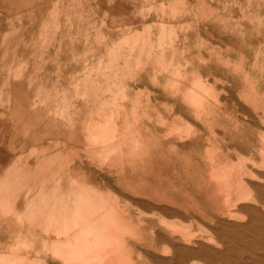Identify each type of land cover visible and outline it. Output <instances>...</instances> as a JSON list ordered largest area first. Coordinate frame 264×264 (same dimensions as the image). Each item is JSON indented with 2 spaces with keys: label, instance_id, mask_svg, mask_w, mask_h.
I'll use <instances>...</instances> for the list:
<instances>
[{
  "label": "rangeland",
  "instance_id": "1",
  "mask_svg": "<svg viewBox=\"0 0 264 264\" xmlns=\"http://www.w3.org/2000/svg\"><path fill=\"white\" fill-rule=\"evenodd\" d=\"M137 58L165 63L168 68L159 71L165 76L160 84L168 91L178 83L181 92L191 88L185 94L198 100L188 97L193 102L188 107L201 115L209 109V119L195 120L182 100L174 105L149 80L140 79L143 82L133 87L124 72L136 68ZM83 60L84 73L67 71ZM124 60L128 63L123 72ZM89 78L88 91L93 93L89 120L103 122L107 112L127 111L134 105L137 120L121 126L127 147L154 139L165 158L162 174L171 177L166 196L154 198L152 207H139L142 221L131 225L142 232L126 236L125 257L142 264H264V0H0L1 120L22 109L27 117L37 114L38 121L50 120L49 130L68 125L66 130H71L87 114L75 107V101ZM9 81L23 85L25 95L18 96L26 102L23 108L15 94H7ZM103 92L105 103L95 105L94 93ZM148 118L149 131L138 124ZM4 132L1 125L0 142ZM50 134L32 151L54 154L73 146L75 154L84 138V132ZM62 157L51 167L45 163L44 171L52 169L54 175L58 163L65 168ZM210 170H219L228 181L219 185ZM43 180L54 182L52 175H43ZM46 183L39 199V190L26 192L34 198L33 208L41 207L42 222L49 224L43 219L57 216L52 211L53 185ZM57 240L53 234V243ZM28 241L9 238L3 252L19 264L16 257L24 255Z\"/></svg>",
  "mask_w": 264,
  "mask_h": 264
},
{
  "label": "bare ground",
  "instance_id": "2",
  "mask_svg": "<svg viewBox=\"0 0 264 264\" xmlns=\"http://www.w3.org/2000/svg\"><path fill=\"white\" fill-rule=\"evenodd\" d=\"M199 18H200V16H199ZM137 59L135 60L136 68L131 69L127 73L124 72V68L126 67V64L128 63V61L127 60L122 61V64H123L122 70L125 73L124 74L125 78L131 77L130 79H132V82H133L132 83L133 85L132 84L131 85L133 87H137L139 85V83L142 81L140 79L146 80L147 83L150 82L154 86L156 85V86L161 87V89L164 90V91H162L163 95L165 97L171 99V101L174 102V105H176V103L179 101V99L182 100L184 102V106L187 108L189 114L192 115V117L195 120L196 119L200 120L201 119L200 116L205 117L206 120L209 119V109L204 110V113H203L204 116H203V114L201 115L199 111H196V110L192 109L191 107H188V102L190 100L189 98L192 96L189 97L185 93L186 92L188 93V90H190L191 88L190 89L187 88V91H185V93H184V89H183V92L180 91L181 84L178 83V85H177V83H176L177 86L168 91L166 86L160 84L159 80L161 81L162 79L165 78V76L161 75L159 71L162 69L164 70V69L168 68L165 63H164V65L163 64L159 65L161 63L160 61H157V62L155 61V63H154V60H150V59H147L145 61L140 60V58L138 60ZM82 64H83V62H82ZM81 67H82V65H81ZM171 67L174 68L173 66H171ZM172 68H171V70H172ZM74 71L75 70H73V72ZM174 71L175 70H173V72ZM177 71H178V69H177ZM177 71H175V72H177ZM165 72L169 73L168 70L164 71V73ZM83 73H84V71H83ZM172 73H171V75H172ZM195 73H193L192 75L194 76ZM159 75H161V76H159ZM168 75H170V74H168ZM148 80H149V82H148ZM190 80H191V83H192V81H194L193 79H190ZM146 81H145V84H147ZM188 82H190V81H188ZM195 83H193L194 86H191L192 84L190 86L195 87ZM122 86H124V85H121V88H122ZM193 90H196V88ZM193 90H191V91L194 92ZM196 91H197V93H200L199 89ZM196 91L194 94H196ZM201 92L203 93V91H201ZM191 93H190V95H191ZM200 94H199V96H200ZM90 95H93V93L89 94V101H90ZM105 96H106L105 92H103L101 95H97V93L96 94L94 93V100H93L94 104L98 105V106L103 105L105 103V100H106ZM196 97H198V95ZM201 98L202 97H199L200 100H201ZM127 99H128V97H127ZM192 99H193V97H192ZM212 99H213V97H212ZM128 100H132V99H128ZM147 100H148V98H147ZM193 100L197 101L198 98L197 99L195 98ZM152 101H153V98H151V102ZM148 102H150V101H148ZM201 102H202V100H201ZM125 103H127V102H125ZM128 103H130V102H128ZM189 103H191V102H189ZM199 103H200V101H199ZM191 104H193V102ZM206 104H207V102H206ZM124 105L125 104H123V107H124ZM199 105H201V104H199ZM197 106H198V103H197ZM91 107H93V106H91ZM133 107H135V106L134 105L130 106V110L127 109L128 112L126 110L125 111L121 110V112L117 111L116 113L109 111V113L107 112V115L104 118L105 120L100 117L101 119H103V122L87 120V123L84 122V125H83V123L80 124L79 134H80V132H84V138H83L82 144H81L82 146H81V148H78L80 150H75V152L76 151L77 152L75 154H73V152H74L73 147H66L65 150L58 151L55 154L56 156L54 158L56 160L60 159L62 157V155L64 154V156H63L64 159L66 156L67 160L69 161L67 163L70 164V162H71V165L73 163L74 164L72 165L73 169L71 167H68L69 166L68 165L67 168L64 169V171L59 172V174L55 173L54 175H52L53 179H54V182H52L53 184L52 183L50 184L48 182L49 185H56L52 188L53 189L55 188V190H58V191H56V193L58 194L59 198H56V199H58L57 201L53 200V210H52L53 215H55L57 217L48 218L49 217L48 216L47 218L43 219V221L44 222L50 221L49 224L52 221L53 226H51L45 222L47 224L46 225L42 222V220L40 218L41 217L40 216L41 207L39 206L37 209H34L33 208L34 203L32 200L26 201L25 209L23 212L20 211V213H18V210L15 209L16 208L15 205H16L17 201L16 202L13 201V203H11V205H8L9 203L7 202L8 199L12 200L11 198H14L16 200V199H19L21 197H23V198L29 197L30 194L27 193V192H29L28 190H27V192L24 190H19L20 188L23 187V186L21 187L20 184H19L20 187L16 186V184L19 182H22V183L26 182V181H24L25 180L23 178L24 176L25 177L27 176L29 178V180L27 178L28 181H32L34 183H37V182L41 183V184L37 183L38 188H39V193L38 194L35 193L36 195H38V197L41 196L40 190L42 191V189H44L43 186H44V183H46V180L42 181V176L43 175L45 176V174H44V167L45 166H43V171H42V165L45 164L43 158L40 157L42 159L41 160L42 161L41 168H39L36 165V164L39 165L38 162L40 159L34 160V158H32V157L26 158L25 160L24 159L23 160L22 159H14L16 162L22 161V163H21L22 169H20L18 167L21 170V171H19L20 174H13L12 173L13 175H10L11 173L8 172L7 174H4L5 176L0 175V225H1V220H4V222H3L4 227L6 225L9 226L7 221H8V219H10L12 222H14L13 224H10V226L13 227L14 229H16V231H18V229H20V231L23 230L25 232V235H27V236H30V235L32 236L33 235L32 233H36V237L27 238V239H29V241H28L29 246H27V248L25 249V251H24L25 253H23L24 255H22L21 257H16L18 259L20 258L22 261L19 264H53V261L58 263V264H142V262H138V263L136 262L135 263L133 258L125 257V253H127V252H125L127 250L126 246H128V244H127L128 239H126V236L135 237L136 235L140 234V232H142L141 231L142 228L140 230V228H138V226L136 227L135 225L134 226L131 225V223L133 221L141 220L142 219L141 216H144L140 212L139 207H141V208L146 207L147 208V206H151V204L153 205L154 198H162L163 196H166L168 194V190H169V188L167 186L170 183L169 180L171 179V177L165 176L162 174L163 170H162L161 165L164 164L163 160L165 158H162L163 155H160L158 153V147H157V144L154 143V141H153L154 139L151 141L148 140L142 146L135 145V143H137V141L134 143V141L137 138L133 140V138H135V136H136L135 135L131 139V140H133L134 145L127 147L126 140L124 139V135H125V137L127 135L124 134V131H122L121 126L126 127L129 123V121H131V119L134 121L137 120L135 118V116H133L134 114H132ZM196 108H198V107H196ZM170 110H172V109H170ZM147 115H149V114L147 113ZM158 115L159 114H157V116ZM101 116L104 117L105 114L101 115ZM173 117H175V116H173ZM151 118L152 117L150 115V119ZM150 119L149 118L146 119L145 122L142 119H139L138 120L139 126L140 127L143 126V128L145 127V129L147 131H149ZM162 123H161V125L164 126ZM117 125H120L119 129L116 128ZM156 125H157V123H156ZM178 125H180V124H178ZM64 130L66 131V129H64ZM171 131H170V134H172ZM175 131H177V130H175ZM75 132H77V131H75ZM129 133H132V132H129ZM177 133H179V132L177 131ZM167 134L169 136L168 132H167ZM185 135H186V133L184 134V136ZM168 136H166V137H168ZM177 136H178V134H177ZM184 136H182V137L183 138L189 137L188 135L185 137ZM5 137H8V135H6ZM182 137H180V138H182ZM30 151H28V152H30ZM33 154H34V152H33ZM30 156H28V157H30ZM35 156H37V155H35ZM63 157H62V159H63ZM32 160H33V162H31ZM47 160L50 161V159H47ZM192 160H193V162L189 161L191 166H193L195 164V159L192 158ZM15 161H13V162H15ZM34 161H37V162L34 163ZM76 161L79 162V164L77 166L75 163ZM12 164L14 165V163H12ZM13 165H10V166L12 167ZM34 165H36L41 170L38 171L39 169L36 167H35L36 169L31 168ZM87 166H88V168H87ZM30 168H31V170H30ZM12 169H13V167H12ZM14 169H16V168H14ZM19 169H16V170H19ZM4 172H6V171H4ZM211 172L212 173L209 175H211V176L213 175L212 178L215 177V180H217L219 182V183L217 182L219 185H220V182L222 184H225L228 181V178L221 176L219 170H217L216 172H214V171H211ZM14 173H16V172H14ZM17 173H18V171H17ZM46 175H48V174H46ZM228 175H230V173H228ZM47 180H48V178H47ZM87 180H89L90 182L92 180H94L92 182H95L97 184L103 183L106 186H112L113 191L107 190V191H105L106 193H103L104 191H101V190L99 191V189H98V191H95V190L88 191V190H86V189H88V187L84 189V187L86 185L88 186V184H86V185L84 184L85 182H87ZM48 183H46V184H48ZM63 183H69L65 186V187L68 186V188H67L68 192H65V191L60 192L61 185ZM82 183L85 185L84 187H82L83 186ZM30 184H31V182H30ZM59 184H61V185H59ZM78 184L79 185L81 184V185L79 186ZM227 184H229V183H227ZM24 185H27V184H24ZM28 185H29V183H28ZM32 185L34 187V184H32ZM31 186H30V188H31ZM91 186L89 185V187H91ZM114 188H116L117 190H115ZM22 189H24V188H22ZM174 192L178 193V191H174ZM25 193L28 195H25ZM179 193H178V195H179ZM63 194H66V196H64ZM183 196L184 195H182V197ZM50 198H52V197H50ZM21 200L22 199H19V201H21ZM21 202H23V201H21ZM45 203H46V201H45ZM162 206H165V205H162ZM168 207H169V205H168ZM56 208H58V209H56ZM54 209H56V210H54ZM145 210H147V209H145ZM154 211H157V210L155 209ZM160 212H162V211H160ZM179 212H180V210H179ZM152 213H154V212H152ZM152 215H154V214H152ZM37 216L40 218V219L38 218L39 220H35V218H37ZM155 217H156V215H155ZM155 217L152 216L153 219ZM147 219H150V218H147ZM160 221H161V219H160ZM58 222H60L61 224L57 225ZM146 222L148 223L150 221H146ZM151 224H150V226H151ZM161 225L162 224H159V226H161ZM13 228H11V229H13ZM149 228H147V230ZM168 229H169V227H168ZM152 230H154V229H152ZM20 231L17 232V235L14 238H22L21 237L22 232H20ZM165 231H167V230H165ZM169 232H171V231H169ZM151 233H152V231H151ZM10 234H13V233H10ZM53 234H55L56 237L60 240H57L53 243ZM176 234H174V235H176ZM180 234L185 235V233H183V232H181ZM7 235H9V234H7ZM8 239L9 238H8V236H6V234L4 235V237H2L0 239V248L2 250L0 252V264H14V261H15L14 259H10L9 254L3 252L5 250V249H3V246H5ZM9 247H10V245H9ZM11 252H12V250H11ZM5 254H7V255H5ZM7 256H9V257H7ZM18 256H20V255H18ZM130 257H132V256H130Z\"/></svg>",
  "mask_w": 264,
  "mask_h": 264
},
{
  "label": "crops",
  "instance_id": "3",
  "mask_svg": "<svg viewBox=\"0 0 264 264\" xmlns=\"http://www.w3.org/2000/svg\"><path fill=\"white\" fill-rule=\"evenodd\" d=\"M117 4H115V5H113V6H109L108 8L110 9V8H113V7H115ZM64 32H62V34H63ZM23 56H25V54H23ZM85 60V59H84ZM84 60L82 61V62H84ZM2 61V60H1ZM3 62V61H2ZM85 66H84V64H82V67L79 65V66H74L72 69H70V70H67V71H71V72H73V70H75L74 72H81V74L83 73V71L85 72L86 71V67L84 68ZM82 69V70H81ZM84 69V70H83ZM84 77H86V76H84ZM11 81V80H10ZM9 81V84L11 85V86H9V88H8V90H7V94H15V96H16V98L18 99V107H21V108H23V104L24 103H26L23 99H21V97L19 98L18 96H23V95H25V93L24 94H22V89H23V85L20 83V82H18V81H15V82H10ZM85 81H86V79H85ZM88 85L86 86V88H85V91H83L81 94H79L80 95V97H79V99L77 100V101H75L77 104V106H75V107H77V109L78 110H84V111H86V113L87 114H85L84 115V120L80 123V124H82L83 123V125H84V122H86L87 123V120H89V111H90V101H89V91H88V88H90V78L88 79ZM20 85V86H19ZM10 89V90H9ZM88 93V94H87ZM83 98H82V97ZM88 98V99H87ZM87 100V101H86ZM89 101V102H88ZM88 102V103H87ZM23 103V104H22ZM82 104V105H81ZM89 104V105H88ZM17 113H15V114H13V117L11 118V119H9V117L7 118V119H4L6 116L4 115V118L1 120L0 119V126L1 125H3L4 127H5V132L3 133V139H1L2 141L0 142V175H2V176H5L4 174H7L8 172H12V167H13V169L14 168H16V169H22L21 168V163H22V161H20V162H13V160L14 159H26V158H34V160H39V165L38 164H36L39 168H41V163H42V159L41 158H43L44 159V163H46V164H49V166L51 167V165H52V163H53V160L55 159L54 157L56 156L55 154L58 152V151H63V150H56V152L54 153V154H52L53 153V151H50V153L48 154V153H43L44 151H42V149L40 150H37V151H33L34 152V154H33V152H32V150H31V148L33 147V146H35V145H39V144H41L43 141H46V140H48V139H50V137L48 136V135H51L50 133H51V131L53 130V134H66V133H73V134H79V127H80V124H76L75 125V123L74 124H72V126L74 127V128H71V131H70V129L69 130H64V128H63V130H54V129H52V130H49V126H51V122H49L50 120H45V119H43V118H39V121L37 120V114H35V116L33 115L32 117H27V114H26V112H25V110H19V111H16ZM17 114V115H16ZM19 114V115H18ZM2 117H3V113H2ZM67 120H71L69 117L67 118ZM3 121V122H2ZM120 126V125H119ZM71 127V126H70ZM76 127V128H75ZM69 128V125L66 127V129H68ZM16 131V132H15ZM70 131V132H69ZM75 131H77V132H75ZM10 133V134H9ZM14 133V134H13ZM23 134V135H22ZM6 135H8V137H5ZM23 137V138H22ZM11 139V140H10ZM13 140V141H12ZM83 140V139H82ZM19 143V144H18ZM21 147V148H20ZM23 147V148H22ZM69 147H73V146H69ZM74 148V147H73ZM2 149V150H1ZM24 149V150H23ZM31 151H30V150ZM27 151H30L29 153H26ZM23 152V153H22ZM22 153V154H21ZM24 154V155H23ZM29 154V155H28ZM35 156V155H37V156H33V155ZM5 155V156H4ZM31 155V156H30ZM20 156V157H19ZM28 156H30V157H28ZM17 157V158H16ZM19 157V158H18ZM38 157V158H37ZM41 157V158H40ZM49 157V158H48ZM47 159H50V161H48ZM65 159H66V161L67 162H69L68 160H67V157L65 156ZM4 161V162H3ZM63 161V160H62ZM3 162V163H2ZM37 161H34V163H36ZM65 163L64 164V166H65V168H63V166L60 164V163H58L57 165H55V168L57 169V172L56 173H58L59 174V172H62V171H64V169H66L67 168V166L68 167H71L72 169H73V167H72V165L74 164H72L71 165V162H70V164H68V163ZM12 163H14V165L12 164ZM17 163V164H16ZM33 163V164H34ZM76 163V166L79 164V162L78 161H76L75 162ZM51 164V165H50ZM3 165V166H2ZM10 165H13L12 167L10 166ZM36 165H34V166H32L31 168H33V169H36V168H38ZM8 166V167H7ZM43 166L44 165H42V168H43ZM11 167V168H10ZM19 167V168H18ZM36 167V168H35ZM31 168H30V170H31ZM38 168V169H39ZM87 168H88V166H87ZM15 169V170H16ZM17 170L18 171V173H17V171H13V172H16V173H14V174H20L19 173V171H21V170ZM37 169V170H38ZM10 170V171H9ZM41 169H39L38 171H40ZM88 170V169H87ZM4 171H6V172H4ZM42 174V173H41ZM44 174L46 175V174H48V175H53V170L52 169H50V170H48V171H44ZM55 174V173H54ZM38 183V182H37ZM34 183V182H31V184L29 183V185H28V183H25V182H19V183H17L16 184V186L17 187H22V188H24V189H22V188H20L19 190H24V191H36V190H39V188H38V184H41V183ZM19 184H20V186H19ZM24 184H27V185H24ZM32 184H34V187H33V185ZM67 184H69V183H63L62 185L61 184H59V185H61V189H60V192L61 191H65V192H68L67 190V188H68V186L67 187H65ZM83 184V183H82ZM86 184H88V186L85 185ZM83 184V186L82 187H84V189L85 188H87L88 187V189H86V190H88V191H90V190H95V191H98V189H99V191L101 190V191H109V190H111V191H113V189H112V186H106V185H104L103 183H95V182H90L89 180H87V182H85ZM97 184V185H96ZM32 185V186H31ZM37 185V186H36ZM79 185V184H78ZM81 185V184H80ZM79 185V186H80ZM89 185L91 186V187H89ZM29 186V187H28ZM30 186H31V188H30ZM54 186H56V185H53V187ZM99 186V187H98ZM104 186V187H103ZM97 187V188H96ZM108 187V188H107ZM34 189V190H33ZM97 189V190H96ZM115 190H117L116 188H114ZM56 191H58V190H55V188L53 189V200H55V201H57L58 199H56V198H59V196H58V194L56 193ZM64 193V192H63ZM64 196H66V194H63ZM116 195V194H115ZM117 196V195H116ZM55 197V198H54ZM12 200H10V199H8L7 200V202L9 203L8 205H11V203H13V201H17L16 202V210H18V213H20V211L21 212H23L24 211V209H25V206H26V201L27 200H29L30 201V195H29V197L28 198H23V197H21V198H19V199H22L21 201H23V202H21V201H19V199H14V198H11ZM32 199H34V198H32ZM31 199V200H32ZM38 199H39V197H38ZM21 202V203H20ZM34 202V201H33ZM19 203V204H18ZM25 203V204H24ZM24 205V206H23ZM23 207V208H22ZM3 222H4V220H1V225H0V239L2 238V237H4V235L6 234V236H8V238H14L16 235H17V232L18 231H20V229H18V231H16V229H14L13 227H11L10 226V224H13L14 222H12L10 219H8V221H7V223L9 224V226H5L4 227V224H3ZM11 228H13V229H11ZM4 230H7L8 231V234L9 235H7V232H5ZM20 232H22V234H21V237L22 238H33V237H36V233H32L33 235L31 236H27V235H25V232L22 230V231H20ZM10 233H13V234H10ZM4 234V235H3Z\"/></svg>",
  "mask_w": 264,
  "mask_h": 264
}]
</instances>
